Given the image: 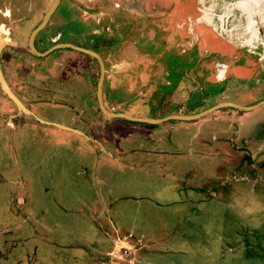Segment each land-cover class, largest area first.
Here are the masks:
<instances>
[{
	"label": "rangeland",
	"instance_id": "374dc122",
	"mask_svg": "<svg viewBox=\"0 0 264 264\" xmlns=\"http://www.w3.org/2000/svg\"><path fill=\"white\" fill-rule=\"evenodd\" d=\"M53 1L43 0L37 21V12L30 15L34 25L24 38V48ZM244 1L61 0L43 35L50 39L66 33L71 30L66 21L73 17V22L89 19L85 20L89 43L99 47L105 64L103 103L108 111L151 120L181 112L194 115L221 101L244 106L264 100V0L245 7ZM180 2L183 9L176 16L174 9ZM76 12L82 17H76ZM252 32L256 37L247 42ZM64 40L68 38L62 36ZM67 53H59L56 59ZM72 54L69 60L76 62L78 54ZM24 57L37 61L34 55ZM87 63L91 109L97 117L101 115L95 99L101 69L92 57ZM218 67L225 68L220 77ZM200 83H216L229 90L188 111L191 94ZM12 88L21 94L18 82L13 81ZM12 92L26 110L32 113L28 108H35L42 116L35 99L25 105ZM2 99L9 104V121H15L12 127L0 116L1 254L18 244L15 241L21 243L3 264H29L28 254L35 256L36 264H91L92 256L80 245L91 248L99 235L103 237L99 225L142 238L148 248L146 264H264L263 183H237L239 188L232 195L179 191L181 183L199 186L219 179V169L226 163L215 156L209 161L207 155L210 146H218L213 136L228 129L217 120L227 110L195 122L102 119L108 130L100 135L106 149L93 150L87 143H76L73 135H53L30 124L29 112L8 95H1ZM258 112L264 116V107ZM156 147L167 149L169 155H160ZM122 153L121 162L109 157ZM188 174L193 175L186 184L182 180ZM14 179L25 180L21 195L27 202L16 213L8 202V196L17 197V189L8 183ZM26 216L33 224L17 228L15 219ZM132 251L123 247L117 254L129 258Z\"/></svg>",
	"mask_w": 264,
	"mask_h": 264
},
{
	"label": "flooded vegetation",
	"instance_id": "af4514ba",
	"mask_svg": "<svg viewBox=\"0 0 264 264\" xmlns=\"http://www.w3.org/2000/svg\"><path fill=\"white\" fill-rule=\"evenodd\" d=\"M166 1L168 2V0H161L162 3ZM55 2L56 0H54L51 5L53 6ZM44 5L45 3L43 0H0L1 73L9 87H11L12 91H14L19 97L21 96L22 99L26 101L25 105H30V103H32L35 99L34 106H36V108L39 106L43 110L41 116L39 113H37L35 108L33 109L31 107V109L27 106V108L32 111V114H28L30 117L26 116L29 119L30 124H37L38 126L40 125L46 129L54 128L56 127L55 125L58 124L61 126H66L72 130H76L78 131L76 133L78 135L75 134L73 136L76 138L75 141L78 144L83 142L87 144H96L95 142L98 141L102 142L100 135L104 134V131L106 130L102 125V111L99 103H97V105L98 110L100 109L101 115H98L97 123L91 124L89 122L90 114H92L93 109H91V97L89 96L88 92V84L90 83V66L87 61L88 57L91 56L86 54L84 51L78 50V48L86 50L95 48L89 43V23L85 21L89 19L82 20L81 18H77V21L73 22V20H75L73 17L71 22L69 20L66 21V26H71V30L67 29L65 31L66 33H58L59 35H56L53 38L45 39L43 35L44 31L49 29L51 26V18L55 15L56 9L44 30L40 31L36 35L34 47L37 52L41 54H45L46 52L52 50L53 47L58 45H63V47L53 50L46 56H40L32 50L31 36L33 32L44 22L45 16L52 6L47 12H45L41 21L37 23L35 27H33L29 37L27 38L26 48L23 47L25 46L23 45V41H25L24 38L27 35L28 29L34 25V21H37L42 16L41 12ZM179 6L180 7H175L174 9V11H176V16H180L183 9V3L180 2ZM35 12H37V14L36 17H34V21H32L33 18H31L30 15L34 14ZM77 13L78 12L75 14L76 17H82L81 14ZM62 36H65V38H68V40H64L62 42ZM50 42L52 44H50ZM67 45L73 46L74 48ZM94 50L96 52L98 48L93 49V51ZM62 52L68 53L65 55H60L62 57L60 60H57L56 58L58 54ZM72 53L78 54V56H76V62L69 60L70 57L73 58ZM32 55L36 56L37 61L32 62L31 59L30 61H27V59L24 60V56L27 57ZM96 62L98 61L96 60ZM225 65L226 64H223V66ZM218 68L219 75L223 73L225 68ZM218 77H220V75ZM223 80L220 79V81ZM13 81L18 82L19 85H21V94L13 90ZM228 82L229 80H227L225 85H228ZM193 85H196L195 82ZM220 86L221 85L216 83L213 85L200 83L199 87L195 86L196 89L191 94L193 99L188 104V111H194L197 108L202 107L205 101L218 98L229 90V88H225L224 86L220 89ZM180 94L181 93H179V96L182 98ZM1 95L7 96L0 85V96ZM95 99H98L97 92ZM3 101L4 99L0 101V116H5L6 124H9L11 117L9 104L3 103ZM222 102L224 101H221L220 103ZM72 103H76L77 105L74 106ZM209 108L210 107H207L206 110ZM229 109L230 108H227V110ZM111 112L115 113L116 111L111 110ZM181 113V115L177 116H191L185 115L186 113L184 112ZM52 116H56L58 119L54 120ZM16 117L20 118L19 115L13 116V118L17 119ZM14 121L15 120H12L9 125L13 127ZM42 121L45 123H42ZM40 126L39 128H41ZM263 135L264 130L259 133V136L262 137ZM213 137L214 141L218 142V146L214 145V148L210 146L209 149L211 150V153H209L210 155H207V159L211 161V159L215 156V158L219 157L224 161V163H226L224 168L219 169V179L212 184L209 183L211 180H207L206 183H203L199 186L187 185L186 187L184 186L185 184L183 185V183H181V186L179 187V191L181 193L187 192L194 195L211 194L214 196L219 194L232 195L235 194L239 188L237 183L243 185H255L261 182L264 184V141L256 143L260 145V150L257 145L255 146V144L253 146L254 148H250L251 142L249 143V141H247L244 136L239 137L237 131L236 134L230 133L226 136ZM67 142L69 145L72 144V141L68 140ZM208 142L211 143V139ZM199 143L202 145V142ZM156 148L160 152V155H169L168 151H165L167 149H162L159 147ZM197 149L203 151L205 147H197ZM84 169H87V167L85 166ZM177 169L180 171L182 167L178 166ZM192 175L193 174H188L187 176H184L182 181L186 182L187 184V182L191 180ZM8 183L17 189V197H15V195H13L11 198L8 196L9 207L14 211V213L25 209L24 207L26 206L27 202L24 196L21 195L23 193L22 189L25 186V180H8ZM15 222L16 227L19 229L24 228L23 225H25L27 222H29V224H33L30 222V219L27 216L22 220L17 218L15 219ZM104 226L99 225V230H101L103 237H100L99 235L97 237L96 243L93 244L91 248L86 246V244L80 245L87 254L92 256L91 264H146L145 259L148 257V255L144 252V250H148V248L147 244L142 240V238H135L131 233H123L118 228L116 231L117 233H115L113 232L112 227H109L108 225ZM15 242L21 245L19 241ZM18 244H13L7 250H4V253L2 252V254L0 251V262L2 264L10 258L9 256L12 254V252H18L15 250ZM123 247L133 248L134 252H131V256L129 258L118 256L117 253L119 249ZM27 258L29 264H36L35 256L28 254ZM18 264H22V261L18 262Z\"/></svg>",
	"mask_w": 264,
	"mask_h": 264
},
{
	"label": "water",
	"instance_id": "95a60500",
	"mask_svg": "<svg viewBox=\"0 0 264 264\" xmlns=\"http://www.w3.org/2000/svg\"><path fill=\"white\" fill-rule=\"evenodd\" d=\"M60 4V0H56V2L54 3V5L52 6V8L49 10V12L46 14L44 22L33 32L32 36H31V47L32 50L37 53L40 56H46L47 54H49L50 52H52L53 50L57 49V48H61L63 47V45H58L52 48V50L46 52L45 54H41L39 52H37V50L34 47V40L36 35L44 30V28L47 26L52 14L55 12V10L57 9V7ZM69 47H73L70 45H67ZM74 48V47H73ZM81 51H84L86 54L90 55L91 57L95 58L99 64H100V68H101V75H100V79L98 82V87H97V96H98V101H99V105L101 108V111L103 112V114H105L106 116H108L109 118H120V119H126L129 121H133V122H146V123H150V124H159V123H163L166 122L168 120H182V121H196L199 120L201 118H204L210 114H213L217 111H220L222 109H237V110H241V111H245V112H251L254 111L258 108H260L261 106H264V100L261 102H258L257 104H254L252 106H241V105H237L234 103H230V102H222L219 103L203 112H200L198 114L195 115H191V116H177V115H173V116H169L163 119H159V120H151V119H145V118H137V117H131L128 114L125 113H112L110 111L107 110V108L105 107L104 103H103V84H104V78H105V65H104V61L101 58V56L91 50H86V49H79ZM0 83L3 87V89L5 90L6 94L20 107L24 110H26L25 106L22 104V102L15 96V94L12 92L11 88L9 87L8 83L5 81L1 70H0ZM21 109V110H22ZM27 112H29V114H32L30 111L26 110ZM42 123H45L42 121ZM58 128H61L63 130H70V131H76V130H72L70 128L61 126V125H55Z\"/></svg>",
	"mask_w": 264,
	"mask_h": 264
},
{
	"label": "crops",
	"instance_id": "0c3cea01",
	"mask_svg": "<svg viewBox=\"0 0 264 264\" xmlns=\"http://www.w3.org/2000/svg\"><path fill=\"white\" fill-rule=\"evenodd\" d=\"M248 34H249V32H247ZM252 38V37H251ZM250 38V39H251ZM250 39H247V42H249V41H251ZM253 42V41H252ZM252 42H250L249 44H251ZM91 46H94V45H91ZM95 47V46H94ZM95 48H98V50L96 51L97 53H99V55L101 56V58H102V53H101V51L99 52V47H95ZM95 48H91V51H93V49H95ZM94 52H95V50H94ZM103 59V58H102ZM105 65V64H104ZM101 69V68H100ZM244 71V74L245 75H247L248 74V72L247 71H245V70H243ZM105 72H106V70H105ZM100 79V78H99ZM104 81H105V78H104ZM122 80H120V82H121ZM99 82V81H98ZM129 83V82H128ZM121 84L123 85V82H121ZM129 84H131V83H129ZM103 92H104V84H103ZM224 102H226V101H224ZM254 104H257V102H253V103H251V104H248V105H244V106H252V105H254ZM263 107L264 106H261L260 108H258V109H256V110H254V111H251V112H245V111H241V110H237V109H229V110H227V111H225V112H223V113H221L218 117H217V120L218 121H222V122H224L225 124H227L228 125V129L227 130H225V133L223 132L222 134H220L219 136L221 137V136H226L227 134H230V133H235L236 134V131L238 132V135H239V137L240 136H244L246 139H247V141H249V143H250V148H254L253 146H254V144H255V146L257 145L258 146V148H259V146L260 145H258V144H256V143H260V142H263L264 141V135L261 137V136H259V133L260 132H262L263 130H264V116L262 115V116H258V115H260L259 114V110H261V109H263ZM222 111H224V110H222ZM220 112H221V110H220ZM93 114H90V119H89V122L91 123V124H95L96 122L94 121V119H96V121H98V116L96 117V116H94V114H95V112L93 111L92 112ZM216 113H219V111H217V112H215L214 114H216ZM102 115H105V114H103V112H102ZM101 115V116H102ZM108 116H103L102 118H101V120L103 119V121H107L106 119H111V118H107ZM257 117H260L259 119V123H257V127H253L252 126V124L253 123H256L258 120H256V118ZM205 118V117H204ZM201 119H203V118H201ZM201 119H199V120H201ZM196 121H198V120H196ZM193 122H195V121H193ZM9 124H10V121H9ZM160 124V123H159ZM40 126V125H39ZM41 127V129H43V131H46V132H49V130H51V133L53 134V135H56V134H62V133H64V135L65 136H67L68 137V135H75L78 131H70V130H63V129H61V128H58V127H54V128H45V127H42V126H40ZM64 127H66V126H64ZM45 128V129H44ZM246 128L248 129V130H252V129H254V131H252V132H248V131H246ZM104 129H106V128H104ZM236 130V131H235ZM235 131V132H234ZM104 132H106V131H104ZM107 132H108V130H107ZM106 132V133H107ZM244 134V135H243ZM76 135H78V134H76ZM239 139V138H238ZM68 139H65V141L64 142H66V144H68ZM200 142H202L203 143V141H200ZM96 144H91V143H89L88 144V147L90 148V149H93V150H97V149H99V147L102 149H106L105 147H104V145L102 144V142H95ZM260 149V148H259ZM261 150V149H260ZM106 151V150H105ZM110 158H112V159H114V161H119V162H121V161H123L122 159L123 158H125V154H120V155H118V156H114V155H112L111 154V156H109ZM123 157V158H122ZM96 171V170H95Z\"/></svg>",
	"mask_w": 264,
	"mask_h": 264
},
{
	"label": "bare ground",
	"instance_id": "6f19581e",
	"mask_svg": "<svg viewBox=\"0 0 264 264\" xmlns=\"http://www.w3.org/2000/svg\"><path fill=\"white\" fill-rule=\"evenodd\" d=\"M254 0H245L244 2L246 3L245 5H244V7L245 6H250V2H251V4H252V2H253ZM253 5V4H252ZM244 7H243V10H244ZM251 36H252V38L250 39L251 41H253L254 40V38L256 37V32H252L251 33Z\"/></svg>",
	"mask_w": 264,
	"mask_h": 264
}]
</instances>
